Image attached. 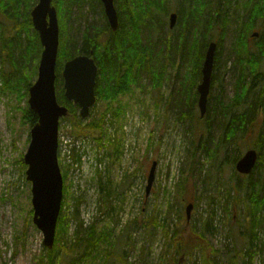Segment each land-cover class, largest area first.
<instances>
[{"label":"rangeland","instance_id":"rangeland-1","mask_svg":"<svg viewBox=\"0 0 264 264\" xmlns=\"http://www.w3.org/2000/svg\"><path fill=\"white\" fill-rule=\"evenodd\" d=\"M180 1L165 0L168 13L160 14L165 24L161 31L153 26L149 30H142L143 41L153 50L152 56L147 65L139 70L132 91L121 97V106L125 107L124 115L117 119L110 116L102 138L104 140L98 142L97 132L78 134L73 123L60 121L61 145L63 149L68 148V154H62V151L59 154L60 168L68 174L67 198L83 194L84 199L79 207L80 218L85 227L92 224L93 237H97V240L92 241V252L95 251L92 256H86L84 261L74 264H170L167 258L171 256V251L163 255L165 243L170 241L165 232H169L170 236L177 229L179 235L187 237L193 230L194 226L191 225L209 217L212 218V225L206 233L208 241L193 250L191 255L179 253V259L174 264H192L200 260L203 252L208 256L214 254L218 259L216 264H228L229 259L233 264H244L247 260L245 249L252 235V264H264V227L251 230L249 201L245 190L241 188L248 181L241 178L243 175L236 171L235 164L232 167L226 161L215 162L212 158L213 147L223 129L219 117L211 120L209 144L205 147L200 145L202 147H198L195 154L192 153L196 142L192 145L191 141L195 139L197 130L189 117L199 115V109L197 104L194 105L192 97L185 101L187 72L192 55L188 47H179L184 39L189 44L198 32L205 33L217 43L215 53L219 55V65L214 73V86L210 90L207 104L211 106L215 99H220L224 104L230 102L234 96L236 80L242 71L235 63L234 39L238 24L242 17L246 19V13L241 8V0L239 7L232 0L230 6L224 4V16L214 17L218 22H194L187 19L186 32L178 19L172 29L168 25L169 15L177 13ZM103 13L102 4L91 6L86 2L81 8L73 5L68 15V33L73 43L78 45L85 31L95 32L103 27L107 21ZM0 23H4L6 35L13 33L12 20L1 13ZM263 30L264 26L258 19L252 29L257 36H247L250 51L258 52L255 43ZM167 39L174 46L166 50L164 43ZM165 57L167 61L164 62ZM259 70L263 72L262 65ZM151 72L159 73L165 79L160 95L151 85ZM59 76L62 79L61 74ZM36 77L37 74L33 82ZM250 80L247 76L246 81ZM256 83L251 90L254 96L249 102H253L258 95L260 81ZM60 88L63 89V79L62 83L56 84V93ZM189 93H193L192 89H189ZM159 98L161 104L156 106L155 100ZM27 99L28 96L0 92V264H69L72 258L82 255L86 249L84 243L71 246L65 242V246L70 247L68 252L61 250L64 246L62 244L51 254L53 262L39 261L45 246L42 244V232L32 221L31 183L26 179L27 166L22 161L30 141L31 129L24 121L23 111ZM166 99L169 102L166 103ZM101 108L99 104L100 111ZM180 116L185 118L180 120ZM261 121L260 113L258 124ZM82 136L88 137L92 146L87 155L96 162L90 172H86L87 165L81 159L83 153L76 151L78 148L72 145L76 138ZM254 139L255 132L251 130L244 139L239 140L237 148L240 157L247 149L254 148ZM153 162H156L154 180L146 195L147 177ZM197 165L203 166L200 174L195 171ZM187 169L188 174L185 172ZM183 173L186 174V182L184 189L180 190L177 183ZM99 176L106 185L104 190H109L111 196L108 204L102 203L101 210H98L103 194L99 191ZM246 176L251 177L254 185L264 188L263 165ZM236 180L240 187L235 186ZM226 190H231L228 203L225 202ZM262 193L260 198L264 197V189ZM189 204L192 207L187 219L185 210ZM153 217L157 219L155 227L148 223V219ZM75 229V223L69 222L63 239L67 237L69 241Z\"/></svg>","mask_w":264,"mask_h":264},{"label":"trees","instance_id":"trees-1","mask_svg":"<svg viewBox=\"0 0 264 264\" xmlns=\"http://www.w3.org/2000/svg\"><path fill=\"white\" fill-rule=\"evenodd\" d=\"M241 1L242 6L239 5V0H233L234 4L238 7L241 6L244 13H246L244 16L246 19L243 20L242 17L238 24L233 45L236 58L235 63L242 70L241 75L238 76L235 83L234 96L226 104L220 99H215V102L209 107L207 104L206 117H200V115L195 114L189 117L195 125V130H197L196 133L193 132V134L195 133V139L191 143L193 145L196 142V146L193 145L192 148L193 154L196 153L195 151L198 147H202L200 145L207 146L211 139V120L219 117L223 129L222 134L213 147L212 158H214L215 162L217 160H221L220 162L226 161L234 167L235 161L240 157L237 143L240 139H244L249 131L253 130L255 132V139L252 146L259 152L258 160L254 167L255 170L260 165L264 166V30L255 43L258 52L249 50L247 36H254L252 29L258 19H260L264 26V0ZM86 2H89L91 6L101 4L100 0H52V5L56 9L59 25V48L55 85L59 82L62 83L59 75L67 60L79 54L90 55L94 59L98 69L95 85L96 102L90 109L89 116L85 119L79 116L78 106L64 97L62 88L57 90V100L59 103L65 105L69 112V115L61 118L60 121L68 120L73 123L74 128L77 129L75 132L78 134L97 132L99 136L97 140L98 142H102L104 140L102 138L105 135L106 124L109 123L110 116L117 119L124 115L123 110L125 107L121 106V97L132 91V86L137 81L139 70L147 65L148 59L152 56L153 50L151 46L143 41L142 30L144 28L149 30L153 26L158 31H161L165 24L160 19V14H167L168 9L165 8V0H114L118 14L119 28L116 31H112L108 22L105 20L103 27L95 32L85 31L82 34L80 43L77 45V43H73L68 33V15L73 5H78L81 8ZM231 2L232 0H181L177 9L178 22L186 32L188 30L187 19H192L194 22L197 20L218 22V19L214 17L224 16V13H222L224 7L225 5L230 6ZM35 3H37V0H35ZM35 3L34 0H0V13L8 20H12L13 28V33L6 35L4 33L5 29L3 28L4 23H0L1 93H10L11 95L19 94L20 96L27 97L28 88L32 84L34 76L37 74L38 59L42 46L38 33L32 26L30 16V11ZM182 15L184 16L183 18H181ZM103 16L105 19L104 13ZM211 41V38L205 33L198 32L195 33V37L192 38L189 44L186 43L185 39L179 43V47L182 49L188 47L191 51L192 57L187 72L188 84L187 90L185 91V101L192 97L195 106L198 98L196 86L201 81V67L205 50ZM164 45L166 50L174 46L170 42V39H167ZM32 54H34V57H32ZM20 59L21 61L18 62ZM32 60L33 62H31ZM165 61H167L166 57L164 59ZM218 62L219 55L215 53L210 90L214 86V73L218 68ZM261 65L263 66V72L259 70ZM160 67L163 68L162 66ZM159 71L161 72V69ZM247 76L251 78L249 82L246 81ZM150 81L152 82L151 85L157 90V94L159 93L160 95V90L165 79L159 73L155 74V72H151ZM257 81H260V85L257 87L258 95L253 102H249L248 100L254 96H252L251 90L257 84ZM188 88L192 89V94L189 93ZM165 102L167 103L169 100L166 99ZM99 104L102 107L101 111ZM160 104V98L155 100L156 106ZM23 112L24 121L32 127L37 121V115L30 110L28 103H26ZM260 113L262 121L258 124L257 117ZM184 118L180 116L178 119L181 120ZM202 169V165L195 166L197 174H200ZM61 172L63 177V199L57 221L55 241L51 249L44 248V254L39 257V261L42 263L46 261L53 262L51 260L53 257L51 254L59 245L64 244L61 250L68 252L70 247H66L65 242L70 243L71 246H76L77 244L79 246L81 243H84L86 246L82 255L72 258L68 262L69 264L84 261L86 256H92L91 254L95 252H92L91 248V245H93L92 241L97 240V237H93L94 227L92 224L85 227V223L79 214V207L84 196L80 194L69 199L67 198L68 184L66 179L68 180V174L62 168ZM185 172L188 174L189 170L187 169ZM186 174L184 175L183 173V177L177 183L180 190L184 189ZM99 178V191L103 193L100 199V205L98 204V210H101L102 203L108 204L111 196L109 195V190H104L106 185L102 183V177L99 176ZM241 178L248 181V184L241 188L245 190L248 197V210L252 217L250 220V228L254 231L258 227H264V197L260 198L263 195L262 191L264 188L263 186L259 187L254 185L250 180V176L243 175ZM235 186L240 187L239 181H235ZM230 199L231 190H226L225 202L228 203ZM110 208H112L111 205ZM31 212L33 211L30 210ZM151 220L148 219V223L154 227L157 226V219L153 217ZM69 222L75 223L76 229L73 231V237L67 241V237L65 236V240L63 237L68 230ZM211 225V217L205 221L199 219L195 224L191 225L194 227L187 237L179 235L177 229L170 236L169 232H165V236L170 240V243H165V250L163 252V255H166L171 251V256L167 258L168 263L174 264L177 262L179 253H188L187 255H191L193 250H197L199 246H203L208 241L206 233L210 230ZM251 237L245 249L247 260L244 264H252L253 253L251 243L254 237ZM217 262L218 259H216L214 254L208 256L206 252H203L200 260H196L192 264H216ZM228 264H233V261L229 259Z\"/></svg>","mask_w":264,"mask_h":264},{"label":"water","instance_id":"water-1","mask_svg":"<svg viewBox=\"0 0 264 264\" xmlns=\"http://www.w3.org/2000/svg\"><path fill=\"white\" fill-rule=\"evenodd\" d=\"M107 22L112 31L119 28L118 14L114 0H100ZM33 28L37 31L42 50L37 66V77L28 88L27 103L37 115L36 123L30 129V141L23 163L27 165L26 179L31 183L32 221L42 232V244L52 248L56 225L63 198V177L58 163V127L59 120L69 114L68 108L57 100L55 79L59 48V26L52 0H38L30 11ZM177 14L169 16V27L176 24ZM257 33H254L256 36ZM217 44L207 45L201 67L202 78L197 85L198 108L203 117L207 110L214 57ZM97 66L90 55L79 54L64 63L61 71L63 95L78 105L82 118L89 115L96 101ZM255 149H247L236 161L235 169L241 174H250L257 162ZM156 162H153L147 177L146 195L151 189ZM192 205L186 207L189 218Z\"/></svg>","mask_w":264,"mask_h":264},{"label":"built area","instance_id":"built-area-1","mask_svg":"<svg viewBox=\"0 0 264 264\" xmlns=\"http://www.w3.org/2000/svg\"><path fill=\"white\" fill-rule=\"evenodd\" d=\"M68 140H70V139H68ZM72 145L75 146L76 148H78V149H76V151L80 150L82 153H84V157H82L81 159H83V162L87 165V169L85 168L86 172H90L92 167L94 168L96 166V162L89 155H87V153H88V151L92 145L88 142V139L83 138V137L76 138V140H74L72 142ZM72 145H70V147ZM61 149H63V148H62L61 140H60V145H59L60 152L62 151V154H63V152L68 154V148H65L63 150H61Z\"/></svg>","mask_w":264,"mask_h":264},{"label":"bare ground","instance_id":"bare-ground-1","mask_svg":"<svg viewBox=\"0 0 264 264\" xmlns=\"http://www.w3.org/2000/svg\"><path fill=\"white\" fill-rule=\"evenodd\" d=\"M82 156H84V153L83 154H81ZM81 155H80V157H81Z\"/></svg>","mask_w":264,"mask_h":264}]
</instances>
